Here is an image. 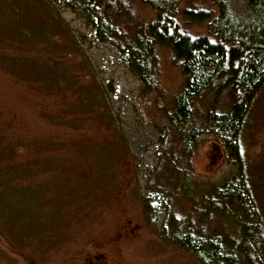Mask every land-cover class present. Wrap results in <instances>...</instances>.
I'll return each mask as SVG.
<instances>
[{
  "label": "rangeland",
  "instance_id": "374dc122",
  "mask_svg": "<svg viewBox=\"0 0 264 264\" xmlns=\"http://www.w3.org/2000/svg\"><path fill=\"white\" fill-rule=\"evenodd\" d=\"M130 4L129 19L115 23L128 35L154 16L147 3ZM159 58L148 89L79 5L0 0V264H202L162 238L167 208L186 215V195L198 199L238 165L219 136L202 134L189 169L168 170L169 143L181 145L168 114L182 76L168 48ZM245 130L264 214V85ZM176 176L184 196L167 199ZM219 222L214 230L235 241L242 264H264V244L245 255L235 222Z\"/></svg>",
  "mask_w": 264,
  "mask_h": 264
},
{
  "label": "trees",
  "instance_id": "16d2710c",
  "mask_svg": "<svg viewBox=\"0 0 264 264\" xmlns=\"http://www.w3.org/2000/svg\"><path fill=\"white\" fill-rule=\"evenodd\" d=\"M66 1L91 14L99 35L119 45L148 89L157 86L159 47L171 51L182 85L173 95L168 119L181 145L175 151L169 143L168 170L178 174L179 166L189 169L196 138L202 134L219 136L238 166L235 176L211 182L208 192L198 199L186 195L190 202L186 215L169 206L159 232L194 253L202 264H242L244 254L235 241L214 227L224 218L235 222L240 239H245V255L264 244V214L257 207L255 174L249 166L253 162L243 142L252 104L264 85V0H141L154 16L129 35L115 23L129 19L133 0ZM192 24H205V30L187 29ZM209 95L211 104L199 114L198 104ZM219 97L224 99L222 106L215 101ZM176 178V190L167 189V199L176 191L184 196V187H179L182 177Z\"/></svg>",
  "mask_w": 264,
  "mask_h": 264
}]
</instances>
